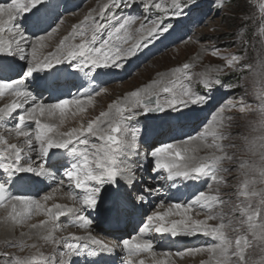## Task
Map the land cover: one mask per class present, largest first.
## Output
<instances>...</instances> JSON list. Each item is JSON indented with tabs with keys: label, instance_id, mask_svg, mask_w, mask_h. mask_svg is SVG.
I'll use <instances>...</instances> for the list:
<instances>
[{
	"label": "snow or ice",
	"instance_id": "snow-or-ice-1",
	"mask_svg": "<svg viewBox=\"0 0 264 264\" xmlns=\"http://www.w3.org/2000/svg\"><path fill=\"white\" fill-rule=\"evenodd\" d=\"M214 3L219 8L223 0ZM137 4L153 12L154 18L149 21L147 16L123 13ZM59 7L54 0H0V97H12L10 103L0 107V126L12 123L14 127H6V131L22 138L18 146L0 135V159L5 161L0 163V209L5 211L0 221L15 227L34 214L43 215L44 219L28 225L30 232L21 236L34 234L53 249L45 254L36 243L5 240L6 247H30L37 251L25 257L0 252V259L4 264H76L74 258L86 256L95 258L88 264H100L102 255L122 247L127 258L121 264H145L143 258L136 259L142 253L151 256V264H175L173 257L182 259L202 253H207L208 259L200 264H264V188L256 187L264 184V135L250 140L243 137L246 150L258 156V161L229 154L227 149L235 148V144L224 143L231 136L225 129L233 121L232 116L226 115V109L255 111L260 119L254 123L264 131V87L253 93L255 106L243 97L236 102L230 98L213 111L200 131L185 134L179 140L150 145L143 154L138 143L142 132L136 127L139 118L147 114H162L170 129L183 127L190 119L188 112L210 103L209 93L216 88L230 90L223 78L213 72L220 73L223 67L233 72L247 70L254 84L264 83V58L254 68L243 63L245 56L230 54L224 57L223 67L201 73H191L192 65L184 63L169 70L170 79L152 80L112 101L107 110L86 123L81 120L78 127L61 131L69 118L86 113L88 106L94 104V96L107 89L100 87L97 91L99 85L88 89L78 86L70 96L54 97L53 92L59 90L60 84L55 80L50 83L49 77L57 66L64 65L85 75L92 72L100 75L97 70H106L104 75L122 70L154 40L162 39L172 30L174 26L166 23L169 17L184 16L196 7V0L163 3L106 0L73 24L52 51L44 53L46 41L59 29V25L52 27L59 16ZM260 10L264 13V4ZM138 19L139 26L133 27ZM261 22L264 23V16ZM30 28L35 31L30 32ZM243 46L246 49L247 42ZM211 54L220 56V51L213 46ZM17 61H24L27 66L21 69L22 74L14 75ZM41 72L43 76L38 75ZM158 75L163 77L164 73ZM194 82L204 91H198ZM43 92H48L54 102H45ZM204 149L208 151L201 155ZM33 155L36 161L32 160ZM143 158L150 160L151 171L162 186L145 188L136 199L141 202L147 197L158 199L159 193H164V199L156 205L157 210L146 216L136 235L113 246L91 232L82 236L75 233L55 236L62 227L94 228L98 217L118 220L125 214L131 202L120 194L119 184L122 180L127 187L134 186L137 171L146 170ZM38 161L42 162L37 165ZM225 161L235 162L242 177L234 191L227 194L222 193V186L228 187L227 177L222 173L233 168L225 166ZM58 174L66 178V185L64 179L57 182ZM45 180L56 187L39 199L12 192L17 184H44ZM201 185H206V190H200ZM62 186L68 188L65 195L74 204L48 206L46 202ZM201 214L203 218H197ZM62 218L66 221L63 224ZM197 235L207 237L210 242L198 247H176L181 238ZM164 240H170L176 251L165 250L160 253L163 258L157 259L155 248L158 241Z\"/></svg>",
	"mask_w": 264,
	"mask_h": 264
},
{
	"label": "rangeland",
	"instance_id": "rangeland-1",
	"mask_svg": "<svg viewBox=\"0 0 264 264\" xmlns=\"http://www.w3.org/2000/svg\"><path fill=\"white\" fill-rule=\"evenodd\" d=\"M54 2L58 3L60 7L58 9L59 16L56 17V22L52 25V27H56L57 25H59V29H61L59 35L62 34L60 37L61 39L69 31H71V27L73 24H77L83 19V17L89 12L90 9H97L98 5L105 3L106 0H54ZM157 2L163 3L164 0H157ZM261 4H264V0H223L222 7L218 8L214 3V0H196V7L189 9L184 16L169 17L166 20V23L174 26L172 30L162 39L154 40L146 50L142 51L141 55L128 61V63L122 70H115L109 75L103 74L106 70H97L101 73L100 75L105 76L102 77L98 82H94V80L92 79V77L97 75V72H92L90 75H85L83 72H81L88 80V83H91L89 84L88 88L96 87L97 85H99V87H97L96 89L97 91H99L100 87L108 89L111 87V89L113 90V96L105 95L106 92L101 93L99 96H94V104L88 106L87 112L81 114L71 124H68L67 126L61 128V131H67L71 127H78L81 120L86 123L88 119L94 118L99 114L100 111L107 110L109 104V100L107 99H112V101H114L117 98H122L125 93L133 91L143 85H147L152 80L161 78L170 79L171 77L168 75L169 70L178 66H182L184 63H189L190 65H192L189 70L191 73H201L209 69H215L216 66L223 67L225 65L224 57L230 56V54H239L246 57L243 61L244 64L252 65L254 68L257 67L259 59L264 58V32H261V28L264 27V23L261 22V17L264 16V13H262L260 10ZM123 13L134 14L141 18L147 16L149 21L154 18L153 12H149L147 9H142V6L139 4L131 7L130 9H124ZM156 14L159 13L157 12ZM138 23H140L139 19L136 21L135 25L139 26ZM135 25H133V27H136ZM29 31L34 32L35 30L30 28ZM36 34L39 35L41 33L37 32ZM4 35L7 36V33H5ZM59 40H54V43L52 45L53 49L59 43ZM76 42H78V39ZM245 42H247L246 49L243 46ZM213 46L219 49L220 56H213L211 54ZM47 52L48 51H46L45 53ZM192 59H195V62H190V60ZM14 66L16 67L15 73L22 74L21 69H25L27 65L23 61H17ZM65 69H67V71H71L72 73L76 71L67 68L64 65H59L57 66V71L55 72L60 73V70L65 71ZM57 73L52 72V75ZM158 73H164V76L161 77L158 75ZM212 74L222 77L224 84L230 86V90L225 88H216L214 91L209 93V95L211 96L210 102H213V107L211 106L209 108L210 103H208V107L206 106L193 108L192 111L187 113V115L190 117V121L188 120L183 127L170 129L167 118H161L162 114H147L142 115L139 118V122L136 127H139L142 132V137L138 141L141 154H143L150 145L179 140L185 134H193L200 131L202 124L208 119H211L213 111L220 104L225 103L230 98L233 99L234 102H236L239 101L241 97H243L245 102L255 106L257 102L254 99L253 93L256 89L264 87V83L257 82L254 84L253 77L249 71L245 70L242 72H233L232 69L223 67L222 72H213ZM38 75L43 76L44 73L41 72L38 73ZM52 75L49 80H55L57 78L52 77ZM77 87L78 86L75 84V82L72 81L68 87L60 85V88L58 91H56V94L59 93L58 95L65 94L70 96L71 94H69V92L73 90L72 93H75L77 91ZM194 87L200 92L204 91L203 87H201L198 83L194 82ZM122 88L124 90H122ZM47 96H49L48 92H43V98L45 102H54ZM215 96L216 98L213 100L212 98H214ZM61 98H63V96H61ZM1 99V102H3L4 105L11 102L10 96H7V98L2 97ZM3 104H1L0 107H3ZM226 115L232 116L233 121L231 127L225 129L226 131L231 133V136L228 140H225L224 143L235 144V148L227 149L228 153L234 154L236 157L243 160L258 161V156H253L251 152L246 150V142L243 137L247 136L250 140L253 137L264 135V131H260L257 123H254L259 121V115L255 111H245L241 113L238 108H233L231 110L226 109ZM162 120L165 122L163 124V128H160V130L158 129V132H151V135L149 131L151 125ZM6 127L11 128L14 127V125L12 123H9L6 126H0V135H3L4 138L7 139L8 143L19 144V142H17L18 137L15 136L14 132L9 133L8 131H6ZM32 127L34 128V124L32 125ZM21 144L22 141H20V145ZM202 151L200 154L204 155L208 150L204 149V152ZM35 158L36 156L33 155L32 160L34 161ZM38 163L39 162H37V165ZM225 166H231L233 168V170L230 172L222 173V175L227 177L228 181V187L222 186V193L227 194L234 191V186L237 185L238 181L242 179V177L239 175V172L235 168V162L225 161ZM144 168L146 170L142 171L141 173H136L134 184H136L138 188H141V186H146V188L150 186L153 188H160L162 186V182H158L155 179L156 175L151 171L152 164L150 160L148 164H144ZM0 173H2V169H0ZM61 179L65 180L66 185V178L58 174L57 182ZM45 182L48 186H42L43 184L33 185L27 183L29 187L33 186L31 192L27 191L26 188L23 189V187L20 189L21 186H18L17 184L13 186L12 192L13 194L30 195L39 199L44 194L51 192L52 189L56 187V184L52 183L51 181L45 180ZM112 187L116 186L114 185ZM119 187L120 194L126 196L131 202L129 204L130 210L137 211L136 209L140 208V212L138 213V221H136V223L131 228L129 226L127 227L128 229L124 227L125 230H128V235H126V237H123V235L125 234L118 236V234L115 232L109 233L110 230L106 227L105 230H101L102 227L106 226V220L103 217L97 218L94 228H83L84 231L80 230V228L77 226L62 227L60 230L56 231L59 237L67 236L69 233H75L76 235L82 236V234L85 235L86 233L91 232L92 235L96 236L98 239H101L105 243H108L110 246H113L116 245L115 241H117V239L121 240L122 238H131L133 235H136L139 231L140 225L144 221L143 216L151 214L152 211L156 209L155 204H150L151 202H148L152 201L153 197H147L144 202H141L136 199L141 194V192L134 191L135 194L134 192H130V194L127 195L125 185L121 183L119 184ZM256 187L264 188V184H257ZM34 188H36V191H34ZM200 190H206V185H201ZM59 191L65 194L68 191V188L66 186H62ZM160 194L163 193H159L157 195ZM176 195L179 196L180 193H177ZM234 202L235 201L233 200V203ZM53 203H61L72 206L74 204V201L70 200L69 198L54 199L52 201H48L47 205L50 206ZM4 212L5 211L2 210L0 213L4 214ZM93 215L95 214L93 213ZM39 218L44 219L45 217L43 215L34 214L30 219L26 220L23 225L16 226V229L13 230V233L11 235L20 234L22 230H24L23 228L27 229L28 225L35 222L37 223L39 220H41ZM197 218H203V214H201V216ZM64 222L66 221H64V218H62L61 223L63 224ZM210 223H216V221H210ZM111 230L115 231L114 228H111ZM107 233L109 235H107L106 237L105 234ZM55 236L57 237L56 234ZM104 236L106 237V239L104 238ZM11 239L14 240V238ZM4 241L5 240L0 241V252L11 253L17 257H25L35 254L37 251V249L30 247H6L4 245ZM202 241H206L207 243L210 242L207 237L206 240ZM200 242L201 240H199V242H194L196 243V245L193 246L198 247L197 243ZM25 243H36L38 248L45 254H50L53 250L52 245L45 244V242L42 240H38V242L32 241ZM116 249L114 252H112L114 256L111 259L114 261L113 263L121 264V260L126 259L127 256L123 249L118 252H116ZM169 250H171V248H169ZM173 252H175V250ZM205 256H207L208 258L207 253ZM205 256L201 259L205 260ZM185 257L183 258L184 260ZM140 258H144L145 264L149 260V258H146L145 253H142L141 256L137 257L136 259ZM93 259L95 258L86 256L74 258L76 264H88V261ZM174 259L175 261L179 260V264H184L185 262L181 258L174 257ZM201 259H198L197 261L194 260L193 263L185 264H200ZM102 262L103 259L101 260L100 257V264H103ZM113 263L110 262L106 264ZM0 264H4V261L2 259H0Z\"/></svg>",
	"mask_w": 264,
	"mask_h": 264
},
{
	"label": "bare ground",
	"instance_id": "bare-ground-1",
	"mask_svg": "<svg viewBox=\"0 0 264 264\" xmlns=\"http://www.w3.org/2000/svg\"><path fill=\"white\" fill-rule=\"evenodd\" d=\"M139 24V23H138ZM136 26V25H135ZM137 27V26H136ZM60 30L61 29H58V31L55 33V34H53V36L49 39V40H47L46 41V47L42 50V52H46V51H51L53 48H52V45H53V43H54V40H59L60 39V37H61V35L62 34H60L59 35V32H60ZM6 36V35H5ZM77 39H79V38H77ZM24 62V61H23ZM190 62H195V59H192V60H190ZM25 64H26V62H24ZM15 66H14V70H15ZM16 72V70L14 71V73ZM60 73H57V72H54V73H57V74H53L52 75V77H57L56 79H55V81H57L61 86H65V87H68L69 85H70V83L72 82V81H74L75 82V84L77 85V86H79V87H83L84 89H88V86H89V84H91L90 82L88 83V80L86 79V77L83 75V73H81L80 71H74V73H72L71 71H67V69H65V71L63 70H60L59 71ZM109 75V74H108ZM51 77V76H50ZM49 77V78H50ZM94 77H96V79L94 80V82L96 81V82H98V81H100L101 80V78L102 77H105V76H103V75H95ZM31 79V78H30ZM53 80H49V82L51 83ZM92 82V81H91ZM105 89H107V91H106V93H105V95H111V96H113L112 95V92H113V90L111 89V87L108 89V88H105ZM122 90H124L123 88H122ZM73 91V90H72ZM72 91H70L69 92V94H72ZM117 91V90H116ZM58 94L59 93H57L56 94V92H53V96H58ZM47 97H49V96H47ZM115 97V96H114ZM2 97H0V105L1 104H3V102H1V99ZM3 98H7V96H4ZM216 98V96L214 97V98H212L213 100ZM10 99H12V97H10ZM107 100H109L108 102L110 103L111 101H112V99L110 100V99H107ZM7 101V100H6ZM5 103V102H4ZM213 103V102H212ZM211 102H210V104H209V108L213 105ZM4 105V104H3ZM208 107V106H207ZM213 107V106H212ZM96 110V109H95ZM81 114H79V115H77L76 117H73V118H69L67 121H66V123L62 126V128L63 127H65V126H67L68 124H71L72 122H74L79 116H80ZM79 120V119H78ZM190 121V120H189ZM165 122L162 120V121H159V122H157V123H155V124H153V125H151V128H150V134L152 135V133L151 132H153V131H155V132H158L159 130H160V128H163V124H164ZM77 124V123H76ZM162 124V125H161ZM191 124V123H190ZM78 125V124H77ZM79 126V125H78ZM159 129V130H158ZM158 130V131H157ZM7 140V139H6ZM20 141H22V138H18V141L17 142H19V144H17L18 146L20 145ZM140 147V146H139ZM145 150V149H144ZM202 152H204V150L202 151ZM37 160V158H35V160L34 161H36ZM3 162H5V161H3L2 159H0V163H3ZM38 162H42V161H38ZM142 163H143V165L145 164H148L149 163V160L148 159H142ZM138 172H142V171H137V173ZM155 175H156V173H155ZM121 183H123V181L121 180L120 181ZM49 183V182H48ZM120 183V184H121ZM124 184V183H123ZM33 185H35V184H33ZM45 185H47L46 184V182H44V184L42 185V186H45ZM18 186H21L20 187V189L23 187V189L24 188H26L27 189V191H32V187L33 186H30L29 187V185L27 184V183H25V184H18ZM37 187V186H36ZM126 187V194L127 195H129L130 194V192H142L145 188H146V186L145 187H142L141 186V188H138L137 186H136V184H134V186L133 187H127V186H125ZM19 188V187H18ZM19 189V190H20ZM128 190V191H127ZM191 190V189H190ZM34 191H36V188H34ZM135 192H134V194H135ZM49 193V192H48ZM175 195L177 194V193H174ZM159 196V198L157 199V198H155V197H153V200L152 201H148L150 204H155V207H156V205L157 204H159L160 203V200L161 199H164V193L163 194H160V195H158ZM63 199V198H68L67 197V195H65V194H63V192L61 193V191H57L54 195H53V198L51 199V200H49V201H52V200H54V199ZM48 203V201L46 202V204ZM61 204V203H60ZM140 209V208H139ZM139 209H136L137 211H135V210H130V206H128V210H127V212L125 213V214H123L118 220L117 219H106L105 218V220H106V226H104V227H102L101 228V230H105V227L106 228H108L110 231H109V233H112V232H115V233H117L118 234V236L119 235H123V234H125V235H123V237H126V235H128V230H125L124 229V227L125 228H127L128 226L131 228L135 223H136V221H138V216H139ZM3 209H0V212L2 211ZM155 210H157V209H155ZM161 210H163V209H161ZM5 215V212H4V214H1L0 213V217H3ZM200 217V216H199ZM37 218V217H36ZM146 218V216H143V219H145ZM39 219H41V218H39ZM36 223V222H35ZM105 224V223H104ZM111 228H114L115 229V231H112L111 230ZM14 229H16V226L15 227H13V226H11V225H6L5 223H3L2 221H0V241L1 240H7V239H11V238H14V240H16V241H19V240H21V239H23L25 242H32V241H34V242H38V238L34 235V234H30V235H25V236H21V233H29L30 232V230H29V228L27 227V229L26 228H23L24 230H22V232L20 233V234H17V235H11L12 233H13V230ZM123 229H124V231H123ZM128 229V228H127ZM80 230H83V228H80ZM84 231V230H83ZM83 233H85V232H83ZM10 234V235H9ZM55 234L57 235V237H59V235L57 234V232H55ZM2 235V236H1ZM83 235V234H82ZM106 235V237H107V235H109L108 233L107 234H105ZM6 236H7V238H6ZM5 237V238H4ZM106 237L104 236V238L106 239ZM198 238H201V239H198ZM28 241H27V240ZM120 239V238H119ZM122 239H125V238H122ZM121 239V240H122ZM11 240H13V239H11ZM121 240H118L117 239V241H115L116 242V244H119L120 243V241ZM199 240H201V242L200 243H197V245L198 246H201L202 244H206L207 242L206 241H202V240H206V237H203V236H200V235H197V236H194V237H187V238H181V241L179 242V244L176 246V247H179L180 245H186V246H193V245H196V243H194V242H196V241H198L199 242ZM41 243V242H40ZM176 247H174L173 245H172V242L170 241V240H164V241H158V247H156L155 248V251H156V253H157V259H160V258H163V257H161L160 256V253H162L163 251H165V250H169V248H171V251L173 250H175L176 251ZM121 249H122V247H120V248H117L116 249V252H118V251H121ZM145 255H146V258H149V260H148V262L146 263V264H151V256L149 255V254H147V253H145ZM206 255V253H202V254H197L196 256H194V257H188V256H186L185 257V262H184V264L185 263H193V261L194 260H198V259H201V258H203L204 256ZM113 254L112 253H110V254H104V255H102L101 256V260L103 259V264H106V263H113L114 261L111 259V258H113ZM206 257V259L205 260H207L208 258H207V256H205ZM144 259V258H143ZM173 259H174V257H173ZM147 260V259H146ZM202 260V259H201ZM175 263L176 264H179L180 262H179V260H176L175 261ZM113 264H115V263H113Z\"/></svg>",
	"mask_w": 264,
	"mask_h": 264
}]
</instances>
